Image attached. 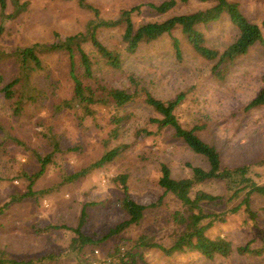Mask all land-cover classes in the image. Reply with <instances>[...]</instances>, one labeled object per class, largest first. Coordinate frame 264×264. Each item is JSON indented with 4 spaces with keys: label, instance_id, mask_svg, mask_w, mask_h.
I'll use <instances>...</instances> for the list:
<instances>
[{
    "label": "rangeland",
    "instance_id": "obj_1",
    "mask_svg": "<svg viewBox=\"0 0 264 264\" xmlns=\"http://www.w3.org/2000/svg\"><path fill=\"white\" fill-rule=\"evenodd\" d=\"M4 12L15 11L13 0H5ZM27 1L24 8L12 17L2 18L0 7V72L10 79L18 74L14 58L10 52L17 46L33 42H52L59 36L84 31L90 18L91 9L79 5L77 0H19ZM97 7L99 16L115 18L122 8L141 4L134 14L140 19H163L173 13H185L212 4V1H179L167 13L155 12L149 2L161 0H86ZM246 16L258 23L264 17V0H236ZM208 45L224 49L237 36L238 29L226 14L207 24H200ZM121 30L117 26L100 29V38L109 47L121 49ZM264 36V26L262 27ZM173 33L182 41V56L176 57L169 34L143 44L136 53L122 51L123 70L107 65L87 44L88 51L95 55V77L111 86H128L127 72L140 77L144 85L160 98L173 97L179 91L186 96L176 109L182 125L190 127L201 124L199 135L216 146L223 163L240 164L255 161L264 155V104L245 108V104L264 88V48L254 43L247 53L229 65L222 77L212 71L215 60L202 57L184 40L180 29ZM43 68L31 71L29 80L22 82V88L30 96L23 102L19 113L13 111L12 101L6 99L0 90V141L14 135L23 144L3 140L0 144V206L13 194L26 190L29 182L25 174L39 167V161L31 154V149L43 153L47 149L43 128L53 127L61 132L63 147L79 143L78 154L63 153L56 156L61 165L50 168L35 179L33 190L45 189L36 196H27L9 203L0 213V248L16 258H37L50 253L52 256L42 264H75L77 253L69 247L74 232L69 228L44 229L48 223L75 226L84 202H93L86 209L88 217L83 225L86 234L99 238L124 217L121 199L124 191L113 181L119 173L127 174L126 193L141 203H151L158 199L163 188L158 184L160 163L166 162L174 177L191 175L192 165L207 167L206 158L191 150L182 140L172 135L171 128L156 130L149 122L152 110L142 100L126 103L117 110L125 115L119 135L111 141L126 142L127 149L111 162L92 169L89 173L72 181H63L64 173H71L102 152V139L87 133L70 121L73 111L67 108L58 112L66 124L53 113L54 102L68 96L71 81L67 76L68 59L64 53H41ZM113 110V109H109ZM102 108V121L109 122L110 111ZM88 125L91 120H88ZM109 124V123H108ZM108 126V125H107ZM152 130L150 134L136 135L138 129ZM105 141V139H103ZM5 146V150H1ZM67 158V159H65ZM197 188L214 194L224 191L218 180L204 181ZM252 207L257 211L256 221L264 225V195L252 197ZM183 209L181 202L171 193H166L159 205L148 207L144 218L131 225L120 235L134 237L139 233L151 232L154 239L169 244L180 231L171 213ZM229 214L224 221H216L209 229L211 235L224 234L234 244L244 243L252 236L241 225V216ZM107 242L93 247L94 258L100 260L107 249ZM92 246H87L90 251ZM98 249V252H95ZM141 264H264V255L248 256L236 252L228 256L207 258L193 252H178L166 255L159 248H149L144 252ZM11 264V263H9ZM35 264H38L35 262Z\"/></svg>",
    "mask_w": 264,
    "mask_h": 264
},
{
    "label": "trees",
    "instance_id": "obj_2",
    "mask_svg": "<svg viewBox=\"0 0 264 264\" xmlns=\"http://www.w3.org/2000/svg\"><path fill=\"white\" fill-rule=\"evenodd\" d=\"M77 1L79 5L94 12V17L88 20L84 31L62 36L56 34L58 38L48 43L33 42L17 46L9 54L16 62L18 74L6 80L3 73L0 72V90L6 99L12 101L13 111L19 113L23 102L28 99L30 94L27 90H19L18 84L22 88V82L29 80L31 71L43 68L41 53L54 51L66 55L68 59L67 76L72 83L71 92L68 96L54 102L53 113L66 124L58 112L65 108L72 110L73 115L67 116L70 121L81 127L82 132L87 133V130L90 129L93 131L94 137L101 139L102 136L105 141L102 139V152L98 157L71 173H64L62 180L77 179L92 169L111 162L127 149L128 143H114L111 140L118 137L119 127L125 116L117 114V110L126 103L137 99L142 100L152 110L149 122L154 125L156 130L171 128L172 135L182 140L194 152L203 155L208 166L189 164L191 175L177 178L171 175L169 165L166 162H161L158 184L163 188V192L156 201L148 204L131 198L126 193L127 174L117 173L113 177V181L120 184L125 192L121 199L124 217L99 238H94L83 230V225L88 217L86 207L93 203L87 201L81 207L75 226L48 223L44 229L64 227L74 232L69 247L77 253L75 264H88L89 260L94 258L93 247L99 246L105 241L108 246L106 251L101 254L100 262L102 264H141L145 259L144 252L155 247L166 255L178 252H193L207 258H214L217 255L228 256L234 252L248 256L264 255V225L256 221L257 211L252 207L251 202L254 195H264V155L255 161L240 164L223 163L216 146L199 135L198 130L203 125L194 124L186 127L179 121L176 109L184 100L185 91H179L167 99L157 97L133 72L125 74L129 83L127 87L101 83L95 77V55L87 49L88 44L107 65L117 70H123L122 51L136 53L143 44L167 33L170 36L171 47L176 57L180 58L183 40L173 33L174 29H180L184 40L194 52L204 58L215 60L212 71L217 77H222L226 68L238 57L247 53L254 43H259L264 48L262 32L264 17L260 23L249 19L236 0H202L212 1V4L190 12L173 13L163 19L136 21L134 14L140 11L141 4L122 8L115 18H103L99 16L97 7L91 3L86 0ZM179 1L186 2L188 0H161L158 3L149 2L148 5L155 12L164 14L172 10ZM13 2L16 7L15 11L6 13L4 12L6 1L0 0L2 18L14 16L15 12L27 4V1L13 0ZM223 14H226L237 27L238 33L232 42L224 49L219 50L206 43L204 33L199 25L217 20ZM115 26L121 30V49L107 46L99 36L100 29ZM3 27L1 23L0 33ZM261 104H264V88L259 89L245 104V108ZM102 108L113 109L109 110V122L102 121L104 114ZM88 120H91L89 125ZM57 131L49 126L47 129L44 127L41 132H37L44 136L47 142V149L43 153L30 148L31 154L39 161V167L32 173L25 174L29 180L26 190L13 194L4 201L0 206V213L13 201H19L27 196H36L37 193L46 191L45 189L33 190L32 184L44 173L47 165L50 168L61 165L60 161L56 160V156L60 157L58 154L81 152L80 144L77 142L63 147L61 145L63 143L62 134ZM151 131L141 128L137 130L136 135L138 137V135L150 134ZM5 138L0 141V144L4 143V139L16 144H23V141L14 135ZM3 149L5 150V146L1 150ZM213 179L223 183L224 191L222 193L214 194L197 188L204 181ZM168 192L177 197L183 206V209H176L171 213L172 220L180 225L181 229L169 244L165 245L156 241L151 232L139 233L134 237L120 235L131 225L139 223L144 218L146 209L159 205ZM230 213L241 216L239 222L247 232L252 234L246 242L234 244L224 234H209L208 229L216 221L226 220ZM87 246H92L90 251H86ZM51 256L48 253L37 258H16L9 256L4 248H0V264H35V262L42 264L44 259Z\"/></svg>",
    "mask_w": 264,
    "mask_h": 264
},
{
    "label": "built area",
    "instance_id": "obj_3",
    "mask_svg": "<svg viewBox=\"0 0 264 264\" xmlns=\"http://www.w3.org/2000/svg\"><path fill=\"white\" fill-rule=\"evenodd\" d=\"M95 252H98V249H95ZM88 264H102V263H101L100 260H98V259L91 258V259L89 260V263H88Z\"/></svg>",
    "mask_w": 264,
    "mask_h": 264
}]
</instances>
